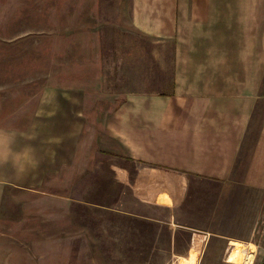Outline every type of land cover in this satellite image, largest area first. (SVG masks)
<instances>
[{
    "label": "crops",
    "instance_id": "obj_1",
    "mask_svg": "<svg viewBox=\"0 0 264 264\" xmlns=\"http://www.w3.org/2000/svg\"><path fill=\"white\" fill-rule=\"evenodd\" d=\"M130 1L135 39L115 27L107 46L117 56L130 46L137 86L110 91L104 77L128 64L98 61L99 90L87 91L82 75L35 76L41 89L0 111V264H75V243L88 240L75 230L88 226L77 225V209L105 216L99 225L108 214L145 219L172 241L189 231L187 250L170 259L201 258L212 240L251 244L205 227L227 220L214 213L224 195H264V0ZM156 60L170 72L158 80ZM189 189L202 228L190 222Z\"/></svg>",
    "mask_w": 264,
    "mask_h": 264
},
{
    "label": "rangeland",
    "instance_id": "obj_2",
    "mask_svg": "<svg viewBox=\"0 0 264 264\" xmlns=\"http://www.w3.org/2000/svg\"><path fill=\"white\" fill-rule=\"evenodd\" d=\"M130 6V0H0V111L11 106L18 108L19 99L32 97L33 92L41 89L39 79L38 83L28 81L35 76L41 79L53 74L82 75L84 79L81 82L86 81L89 87L87 91L99 90L98 75L103 68L98 61L122 59L128 64L127 68L114 65L111 68L112 77H104L110 91L137 86L128 73L131 69L128 62L132 58L130 46H123L118 56L116 46H107L115 35V27L122 29L127 42H131L132 37L135 39L136 35L130 31ZM138 40L143 45L147 42L142 37ZM140 54L142 50L136 53V57ZM163 54L168 59L167 52L161 48L159 55ZM151 59H156L152 51ZM85 61L91 64L86 65ZM156 62L157 66L151 69V74L158 80V75L170 72L167 67H159V61ZM118 78L121 80L118 81ZM112 161L107 162V176L112 171ZM146 193L149 191L141 192L143 196ZM187 197L192 204L188 210L189 221L202 228L204 214L194 209L201 204L194 201L197 196L192 189L188 190ZM223 197L217 205L219 212L214 213L216 216L225 215L227 220L223 219L225 223L221 226L205 228L236 237L251 235L249 246L246 247L247 242L235 241L237 243L230 244L232 247L228 249L226 242L212 240L201 258H190L188 262L186 259H170L167 257L169 251L184 253L187 250V236L181 234H189V231L175 232L177 241H172L167 228L153 227L145 219L133 222L131 217L121 218L119 215L117 217L121 219H118L116 215L108 214V226L105 221L99 225V219L104 220L105 216L98 211L77 209V225L86 220L88 226H76L75 230L82 229L80 238L84 239L85 234L88 240L75 243V264H243L245 252L253 255L251 264H260L264 248V195H250V200L249 197L242 200L243 196L235 193ZM259 198H262L261 201ZM116 220L124 222V225L116 228ZM2 221L0 233L5 230ZM90 227L89 235L86 230ZM101 234L110 241H100L104 239ZM116 235H120V241H115ZM132 236H139L141 242L130 243L127 239ZM148 236H151V244L142 242ZM60 246L65 247L64 244ZM249 263L250 258H247L245 264Z\"/></svg>",
    "mask_w": 264,
    "mask_h": 264
},
{
    "label": "built area",
    "instance_id": "obj_3",
    "mask_svg": "<svg viewBox=\"0 0 264 264\" xmlns=\"http://www.w3.org/2000/svg\"><path fill=\"white\" fill-rule=\"evenodd\" d=\"M260 264H264V254H263V257H262V259H261Z\"/></svg>",
    "mask_w": 264,
    "mask_h": 264
}]
</instances>
